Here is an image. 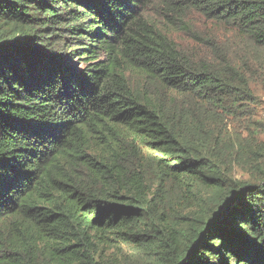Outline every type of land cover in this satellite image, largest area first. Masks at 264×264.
Here are the masks:
<instances>
[{"label":"trees","instance_id":"16d2710c","mask_svg":"<svg viewBox=\"0 0 264 264\" xmlns=\"http://www.w3.org/2000/svg\"><path fill=\"white\" fill-rule=\"evenodd\" d=\"M227 32L264 48V0H0V264H264V154L237 179L200 114L253 97Z\"/></svg>","mask_w":264,"mask_h":264},{"label":"rangeland","instance_id":"374dc122","mask_svg":"<svg viewBox=\"0 0 264 264\" xmlns=\"http://www.w3.org/2000/svg\"><path fill=\"white\" fill-rule=\"evenodd\" d=\"M206 26L211 27L209 24H201L196 27L204 29ZM222 37L224 38L221 45V56L239 67L241 73L246 77L248 88L253 97L243 101L241 107L233 113L228 114L226 111L210 106L203 107L200 114L202 118H205V114L208 113V117L216 115L213 122H205V119L203 122L211 133L212 142L216 143L217 149L221 150V162L227 165L229 170L234 168L233 175L237 179L255 182L257 178L261 177L258 169L261 164L250 163L255 162L254 154H264V48L254 47L242 36L229 32ZM179 42L184 48L195 46L189 38L182 37ZM201 48L198 46L201 51L199 56H203L205 53L206 57L212 58L208 51H204V48L201 50ZM217 59L220 64V57L218 56ZM256 158L262 159V156ZM147 183L153 189L160 187L157 182L150 179L147 180ZM197 187L199 186L197 185ZM200 192L207 204L217 198L215 195V198L212 199L214 194L212 195L207 190L201 189ZM181 194L180 188L167 182L161 188L160 198L164 203H177ZM135 249L137 247L134 243L132 245L122 242L114 243L103 248L102 256L105 257L106 264L145 263V261L133 258V255H137Z\"/></svg>","mask_w":264,"mask_h":264}]
</instances>
